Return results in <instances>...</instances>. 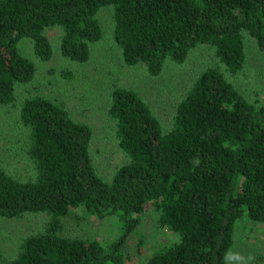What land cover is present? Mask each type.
I'll list each match as a JSON object with an SVG mask.
<instances>
[{
	"label": "trees",
	"instance_id": "16d2710c",
	"mask_svg": "<svg viewBox=\"0 0 264 264\" xmlns=\"http://www.w3.org/2000/svg\"><path fill=\"white\" fill-rule=\"evenodd\" d=\"M104 7L112 8L124 64L152 77L199 45L232 75L244 67L246 40L264 51V0H0V105H11L15 86L36 72L20 41L47 62L53 50L45 31L60 28L61 56L85 63L102 37ZM108 114L126 161L104 180L92 163L91 128L51 100H24L19 117L34 174L20 181L0 169V218L45 214L48 222L7 264H125L121 249L151 207L176 241L144 264H227L236 222L264 225V103L247 100L209 67L176 105L167 131L129 89L112 90ZM77 209L116 217L121 234L107 245L64 236L61 222Z\"/></svg>",
	"mask_w": 264,
	"mask_h": 264
},
{
	"label": "rangeland",
	"instance_id": "374dc122",
	"mask_svg": "<svg viewBox=\"0 0 264 264\" xmlns=\"http://www.w3.org/2000/svg\"><path fill=\"white\" fill-rule=\"evenodd\" d=\"M97 20L102 37L90 45L89 60L85 63L72 62L61 56L60 28L45 31L53 50L47 62L33 55L28 40L20 41V53L34 63L36 72L31 82L15 86L11 105H0V169L11 177L26 181L34 174L25 155L28 128L19 117L21 105L28 98L51 100L62 106L72 120L91 128L92 163L104 180H109L126 161L118 146L115 121L108 114L111 92L115 88L129 89L138 94L158 118L164 131L171 128L178 102L195 78L209 67H217L247 100L264 103V51H258L252 42H245V63L237 74L228 73L211 48L199 45L189 52L184 63L166 61L161 73L152 77L142 65L124 64L120 48L113 40L112 8H101ZM72 216L61 222V233L66 237L97 239L107 245L121 234V225L114 216L97 219L81 209L74 210ZM158 216V211L152 207L142 214L121 249L125 264H144L161 246L176 241L172 234L159 226ZM47 222L45 214H25L9 220L0 218V264L12 260L22 240L43 231ZM227 264H264V225L246 218L236 222Z\"/></svg>",
	"mask_w": 264,
	"mask_h": 264
},
{
	"label": "clouds",
	"instance_id": "9594fccd",
	"mask_svg": "<svg viewBox=\"0 0 264 264\" xmlns=\"http://www.w3.org/2000/svg\"><path fill=\"white\" fill-rule=\"evenodd\" d=\"M249 259H253L252 257H249Z\"/></svg>",
	"mask_w": 264,
	"mask_h": 264
}]
</instances>
